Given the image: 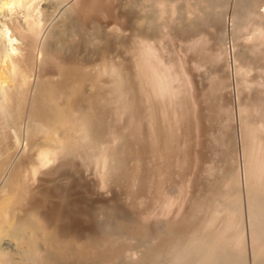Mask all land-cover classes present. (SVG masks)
Listing matches in <instances>:
<instances>
[{"label": "bare ground", "instance_id": "bare-ground-1", "mask_svg": "<svg viewBox=\"0 0 264 264\" xmlns=\"http://www.w3.org/2000/svg\"><path fill=\"white\" fill-rule=\"evenodd\" d=\"M226 1L0 0V264H247L244 218L250 264H264V64L257 80L249 78L251 62L235 69L243 196L235 152L221 149L209 161L218 163L203 170L206 190L188 198L187 184L183 199L192 205L173 212L164 230L150 227L143 218L150 209L138 206L147 188L156 190L150 203L164 210L160 187L170 159L182 166L190 143L191 166L204 165L203 123L212 118L201 112L226 110L190 101L177 60L164 63L155 40L163 35L202 51L199 66H213L203 89L224 105L218 27ZM232 17L236 36L246 29L251 49L264 46V0H234ZM123 32L131 43L111 55ZM186 121L189 137L178 135ZM224 132L220 145L232 138ZM76 161L99 176L100 188L124 184L122 199L138 209L120 217L112 207L107 222L91 227L71 222L81 212L56 179ZM105 200L99 204L108 210Z\"/></svg>", "mask_w": 264, "mask_h": 264}, {"label": "rangeland", "instance_id": "rangeland-1", "mask_svg": "<svg viewBox=\"0 0 264 264\" xmlns=\"http://www.w3.org/2000/svg\"><path fill=\"white\" fill-rule=\"evenodd\" d=\"M233 2H234V0H227L226 1V4H225L224 8L222 9L221 21H220L219 27H218V32L220 31L218 38L220 39V46H221V49H220L221 57H222L221 62L223 63L222 66H219V69L221 68V70H222L221 74H224V76L226 77V82L228 85L227 86L228 99L224 105L222 104V101L219 98L215 97V100H217V101H214V99L211 100V98H213V97L208 98V95H207L208 91H206L208 89L207 88H205L206 90L203 89L204 86L207 87L208 84L210 83V78L208 79V77H209V74L211 71L210 69H213V66L209 67V64L199 66V63L205 58V55L203 56V53H201L202 51L200 52L199 49H194L192 51L191 50L185 51L183 48V43L180 39L170 40L166 36L163 37V35H160L159 39L155 40V47L157 48L158 54L160 55V57L164 63H169L173 59L177 60L174 63L176 65L178 64V69L180 71L179 73L182 75V78H183L182 80H186L185 81V85H186L185 95L191 96L190 101L191 100L194 101V99H197V100L200 99L199 102L203 106L208 107V105L213 106V104L216 107H218V106L225 107L226 106L225 107L226 110H217L218 113H214L215 111L213 112V110H212V113L209 112L210 110L209 111L204 110L205 112L204 111L201 112L202 115L204 114V117L206 119L208 117L212 118L211 120L208 118L209 121L207 119V121L203 123L204 127L207 125L205 127L207 131H206V134L201 139L200 145L203 144L202 140H204V144H206L207 142L211 143V146H210V144H208V145L203 144L204 146L203 145L200 146V149H199V152L201 153V156L203 157V159L205 161L204 165L201 164L202 165L201 166L198 163V166H196V167L191 166V162L194 159V157L192 156L193 154L190 151L193 149V148H191L192 146L190 147V143L185 144V148L181 150L180 155L184 159V163L182 166H180V164H175L174 163L175 161H172L170 159L171 162L168 164V166H172V167H169V169H165L166 170V172H164L165 177H163V176H161V178L159 177L160 180H163V178H165V181L162 184L163 186L160 187V192L163 193V198H164V203H163L164 210L157 209L156 203H153V201H152V204L150 203L151 196L155 195L156 190L155 191L152 190V191L148 192L147 188L145 189L144 196L141 199L142 203L138 206H140L141 209H143L144 207H148L150 209L149 214H147L143 217L145 220H147L146 223L151 225L150 227L155 226L159 230H164L167 223L175 220V215L172 214L173 212H176L177 210H180V212H182V210H187V208L192 205V201H190V199H188V198L196 197V196L203 193V189L206 190V186L208 183V182H206V180H207L206 175L208 172L205 173L203 170H205L207 165H208V167H210V166L216 165L218 163V162H214V163L210 164L209 161L215 160L214 158L217 157L216 154L221 149H222V151L224 150V152H230V151L235 152L236 163H237L236 169H237L238 177H240V182H241L240 183V190H241L242 196H243L242 157H240L242 155H240L241 151H240V147H239L240 146V136L238 137V135H239V120H238V106H237L238 101L240 100V91H239V87L237 85L239 78H238V75L236 74L235 69H236V66L238 64L242 65L245 61H247V62L249 61L252 63V66H253V68H252L253 70H251L249 72V78L250 79L255 78L257 80V72H259V70H260L258 68V65L264 64V60L260 59V57H261L260 53L262 52V50H264V46H262L258 51H254L253 49H251L252 48L251 47L252 42L249 39L250 36L247 35L248 32L246 29L242 30L237 36H236L235 32L233 33V30L235 27L234 21H236L232 17ZM129 39H130V36H129L128 32L121 33V35L119 36V39H117V40L113 39V41L110 44L111 45V47H110L111 48V50H110L111 55H116V54H120V53L123 54L124 48H122V47L128 46L131 43V41ZM204 40H205V42H207V40H208L207 34H205ZM206 46H207V44H206ZM209 47H211V44L209 45ZM179 83L181 85L183 82L180 81ZM201 92L203 93L204 97H202ZM253 94H255V93H253ZM202 100H203V102H202ZM209 102L211 105L209 104ZM203 106L201 108H203ZM213 107L211 109H213ZM216 107H215V109H216ZM229 112L232 115H230ZM213 113L215 116L213 115ZM218 114H219V116H218ZM227 114H228V118L231 117L229 120V123H225L226 122L225 116H227ZM218 121L220 123H223V124H219ZM187 123H188V121H186V123L183 124L182 128L178 132L179 133L178 135H181L182 133H188L186 135L189 137V130H188ZM213 124H214V128L212 127ZM226 124H229V126H231L230 129L224 128V130L221 132L223 126L224 125L227 126ZM213 129H215L216 131ZM224 131H226V132H224ZM216 132L217 133L221 132V133L216 134ZM223 132H224V135L226 137L232 136V138L230 139V141L227 144L220 145L219 141H217V140H219V136H223L222 135ZM209 134L212 135L213 137L210 136ZM207 138H208V140H207ZM173 147H174V145H173ZM172 152L175 153L176 151H171V153ZM171 153L169 154V156H171ZM207 156H209V157H207ZM206 159L208 161H206ZM70 166H71V168H70ZM191 169H194L195 171H193L192 174L189 175V173L191 172ZM202 174H204V175H202ZM60 175L61 176L58 179H56V181L60 182L63 185V186L61 185V187H62L61 189L64 190L63 193L67 194V192L65 190H67V189L69 190L68 194H70L72 197H74L76 199V202H77L75 205L76 210L81 212V214H79V215L77 214L73 217H70L72 219V220L70 219L71 222H75V223L76 222H88L87 223L88 226L91 227L92 225H89L91 222H107L111 218L110 214L113 213V212H111L112 207L116 208L117 211L119 210L121 212L120 213L118 211V214L120 217H122V216L124 217V214L126 212L132 213L135 209H138V208H136V205L132 206V207H130L131 205L128 206V204L125 203V200L122 199V197H123L122 194L127 190V188L124 186V184H120L121 186H119V187L115 186L113 188H111V187L100 188V186L95 185L97 183L99 184V176L95 177L94 172L91 170L85 171L78 164V161H76L74 166L68 165V166H66V168H63L60 172ZM187 177L190 178L189 179L190 182H189ZM69 179H70V181H69ZM154 179H156V178H154ZM154 179H153V182H155ZM157 179H158V177H157ZM199 180L200 181L202 180L201 183ZM67 181H68V183H66ZM187 184L191 185V188L189 191L191 192L192 195H190V197H188L186 200H184L183 196H184L185 191H187L186 190ZM196 184H198L199 186H197ZM241 184H242V187H241ZM122 187H123V189H122ZM202 187H204V188L201 189ZM148 196H149V198H148ZM112 197H115V198L111 199ZM103 198H106L105 202L107 204V208H110V209L103 210L101 208L99 203H100V200ZM56 202L58 203V201H56ZM240 203L241 204L243 203L241 206L244 209L243 210V214H244L243 216L245 217L246 211H245V200H244V198H242L240 200ZM149 205H151V206H149ZM169 210H172L171 213L166 214ZM203 213L200 212L197 215L198 219L203 218ZM66 222H68V221L66 220ZM247 224H248V222H247L246 218H244L243 222H241V226H242V229L244 230V233H245V236H244L245 237V240H244L245 244H244V246H247V247H245V250L247 253V260H248L247 264L248 263L250 264V260H249L250 252H249V243H248L249 242V239H248L249 234H248V230H247L248 229ZM92 231H93V229H92ZM130 242L134 243L133 241H130Z\"/></svg>", "mask_w": 264, "mask_h": 264}]
</instances>
